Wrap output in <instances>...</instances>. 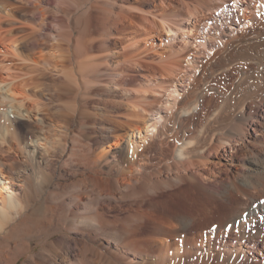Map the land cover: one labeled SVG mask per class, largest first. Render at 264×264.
Segmentation results:
<instances>
[{
    "label": "rangeland",
    "instance_id": "obj_1",
    "mask_svg": "<svg viewBox=\"0 0 264 264\" xmlns=\"http://www.w3.org/2000/svg\"><path fill=\"white\" fill-rule=\"evenodd\" d=\"M4 1L2 2L4 4L0 3V6L4 8L3 14H7L3 23L5 28L7 27V32L4 34L8 40H4L6 42L0 40V49L4 52L6 49H11V46H16L11 43L12 40L18 39L17 45H19V51L21 50L20 54L23 53L24 58L29 61L23 60L22 62L20 56H11L14 54L3 55L4 57L0 54V58L4 59L6 63L11 64L12 62L11 65L14 68H24L23 71L25 70L26 74H23L24 77L21 76L19 80L25 77L29 78L31 75L34 77L29 89H34L33 98L35 99L31 102L26 101L31 107L28 117L25 116V107L16 108V104L14 108H11L13 111L10 109L9 115L0 116V167L5 169L2 180L5 178L6 182L12 180L10 185L13 186L16 195L24 201L29 199V206H22V208L11 211L9 219L11 226L8 223L7 232L0 233V264H78L82 250L85 248L84 240L89 237L85 231L77 230L75 233V229L67 228L70 221L68 218H71L72 209L78 204L76 202H79L82 209V205L98 193V190L94 192L92 189H100L98 184L94 185L86 178L91 175L101 176L107 182L119 177H129L131 169L140 170L137 173L139 177H143V175L153 177V172L163 170L160 176L162 179L168 180L169 183L159 190L147 191L149 201L152 200L153 202L154 200V203H158L160 200V202L155 205L158 206L157 208L153 207L156 210L152 208L150 216L144 218L145 223L147 222L146 226L137 231L139 233L137 234L138 238L141 243L143 242L144 247L137 243L133 251L127 248L118 251L116 244L99 238L94 240L92 245L102 254L97 255L88 251V255L92 256L95 264H109L111 261L122 262V264L261 263L260 260L263 258L264 251L261 253L257 248L253 250L252 247H246L244 243L235 241L225 246L208 248L207 251L205 249V253L208 254V251L212 253L210 258L207 255L199 256V250L196 253L193 252L194 247L190 245L189 249H186L187 246L183 249L180 244H177L176 247L183 249V252L174 253L170 259L168 257L166 259L165 253L156 250V245L163 244L162 240L167 238L164 231L168 230L170 226L173 227H170L171 230L174 229L170 233L174 234L168 238L173 239L171 236L176 234L173 241L178 243L182 240V236L193 233V231H185L183 224L178 222L181 218H183L181 221H185L186 218L188 221V217H179V220H177L178 217H174L179 214L177 212L180 206L177 198L178 191L181 190L185 198L189 195L187 198H192V201L194 198L197 199H195L196 201L206 199L205 193L197 192L195 194L193 188L188 187L190 181L184 176L187 172L205 174V183L212 184L219 191L220 194L217 198L218 200L221 199L222 203L218 200L213 203L217 215H224L229 209L236 206L240 207L241 210L245 208L253 210L264 195L260 188V173L261 169L264 168V113L261 111L264 108V101L260 104V98L262 95L264 96V83L262 85L259 80L260 74L264 73V68L260 66L258 61L260 56L256 55V52L253 54L246 49L254 41L264 43V10L262 9L264 8V1L246 0L251 8L254 4L257 6L255 9L260 10V12L255 10L256 13L253 14L251 8L245 11V2H239V0H166V4L161 3V0H128L125 2L123 0H67L69 14L65 17L59 11L60 0H54L51 5L46 3L41 5L47 9L45 19L35 12L33 5L29 4L27 0ZM114 3L127 4L129 10L124 11V14H127L126 17L130 19L129 21L135 23L129 30V36H124L122 39L118 37L117 30H113L112 34L100 33L99 30L101 29L92 27L95 21L91 22L92 29L85 32L84 37L87 39L89 37L88 41L93 45L91 53L94 56L91 54L88 60L79 62L80 59L74 55L73 64L70 65L74 67L73 71L80 75L77 77L80 78L79 80L73 81L69 76L63 74L64 71L60 73L61 71L52 68V62L49 63V61L38 64V66L33 65L42 58L41 49L51 53L54 51V44L58 41L60 44L62 43L61 49L67 51L70 47V51L77 54L78 46L75 48L76 44L75 46L73 44L76 36L81 33L85 21L82 13L85 16V9H89L90 6L95 7L97 4L98 6H106L108 4V7H113ZM115 9L118 10L117 7ZM245 12L248 16H255L254 23H258L251 25V27L246 26L247 24L244 25ZM62 18L64 19L62 20ZM165 20L171 21L173 28L177 30L174 29L170 32L161 30L158 23ZM190 20L198 22L197 28H194L193 31L186 32V29L184 31V29L178 28L180 26L186 27V23H189ZM78 22L80 23L78 24ZM19 27H21L19 29L21 32L18 31ZM233 31H236L237 36L231 34ZM87 34H89L88 37ZM102 34L103 36H101ZM205 39L208 47L201 43ZM62 41L66 44H63ZM26 44L30 49L24 47ZM63 50L61 54L65 57L68 52ZM126 56H131L133 61L137 60L140 66L134 65L132 68L126 66V71H122L121 68L122 79L120 77L117 80V75H113L114 69L112 70V68L121 63ZM184 56L191 57L195 64L189 67V71L186 68V70H182L183 72L178 69H175L176 71L173 69L174 72H171L168 65L170 61L183 59ZM10 57L13 59L12 61L9 60ZM161 64L163 67L160 66ZM6 72L2 70L0 77L4 78L5 76L6 79H9L8 72ZM175 73L178 75L177 77ZM192 73L194 74L193 77L191 76ZM68 78L69 81L66 80ZM2 86L5 87L6 84ZM169 86L172 89L178 87L180 93H183L184 88L186 89L183 96L176 98L177 108L172 107V101L175 98H172L166 89ZM64 87L66 90L72 91V93L70 92L71 98L69 97V99L63 94L60 100L56 96L52 99L53 90L55 92V90L64 89ZM3 92L6 93L5 89ZM244 102L247 105L245 110L242 109ZM27 103L25 106H29ZM104 103L110 106L109 113L105 112L108 115L106 118H102L98 114L99 108L105 107ZM59 108L62 112L58 115ZM83 108L87 109L86 112L90 116L88 117L86 114V120L81 123L77 113ZM180 108L181 111L182 109L185 110L186 114L179 112ZM15 109H18L19 112ZM42 109L48 110L42 111ZM92 111H96L97 114ZM91 112L95 117L94 115L91 117L89 114ZM173 114L174 116H172ZM15 117L19 118V121H14ZM162 117H166L169 121L170 126L168 128L171 127L172 129L168 130L169 135L162 133L165 131L163 128L159 132L150 128L153 127L151 124L156 119L160 118L158 122H162ZM137 125L140 126L142 132L140 136L134 138L136 140L135 148L138 152L142 151L140 153L142 155L135 161L136 164H131L133 161L130 159L132 149L129 143V135L139 127ZM81 127L82 129H80ZM148 129L151 130L148 131ZM200 133L207 135L205 136V144L201 143V146L206 148L204 155L195 156V160H198L187 172H178L176 168L177 159L175 160L174 157L176 142L180 144L184 139L188 140L192 137L196 139L197 136L200 137ZM166 135L170 138V143L162 146L160 144L162 140H166ZM80 145H89L97 154L102 151L107 153L106 159L98 162L96 169L100 172L95 173L96 171L90 170V167L80 166L81 164L74 160L76 157L74 151ZM70 156H73V159ZM121 168H125L128 172L126 175L118 177L117 172L121 171ZM202 168L204 169L202 170ZM80 170L87 172H83L84 174L77 172ZM75 171L77 174H74ZM8 176L14 178H8ZM79 177L83 182L76 184ZM232 182H237L240 189H236ZM130 187L132 186L122 187L121 191H116V195L131 194ZM186 188L189 190L187 191ZM228 189L231 191L230 193ZM104 191L109 192V189L105 187ZM78 197H82V199H78ZM132 197V199L127 197L122 198L120 202L118 201L121 207H117V202L114 200L107 203L106 206L109 205L111 208L109 214L124 213L129 204L128 208L136 207L135 198ZM160 217L163 218V221L171 218L177 221L172 224L169 223V225V221H165L167 223V225L165 224L166 229L162 225L164 230L160 231L162 227H158L160 230L157 231L153 225L162 222ZM216 220L214 218L212 221L205 220L203 226H209L208 224ZM177 223H180V226H177ZM27 230L29 231L27 232ZM159 231L163 234L161 235ZM152 234L156 235L152 236ZM63 236L66 238L65 241L58 245L57 241ZM75 240H77L76 243ZM28 243L30 246L28 252L23 254L17 262H14L15 257L13 256L16 254L13 251L16 250V253L23 251ZM18 246L23 249L19 247L21 250H18ZM238 257L243 258V260L236 261ZM244 258H246L245 261ZM207 260L211 261L208 262ZM79 264L81 263L79 262Z\"/></svg>",
    "mask_w": 264,
    "mask_h": 264
},
{
    "label": "bare ground",
    "instance_id": "obj_2",
    "mask_svg": "<svg viewBox=\"0 0 264 264\" xmlns=\"http://www.w3.org/2000/svg\"><path fill=\"white\" fill-rule=\"evenodd\" d=\"M4 1V0H3ZM2 0H0V3L3 2ZM29 2V4H32L35 9V12L37 14H40L41 17L43 19H45V15H46V12H47V9L42 7V3H46L48 5H51L52 3H54V0H27ZM124 2L125 1H128V0H123ZM122 1V2H123ZM166 0H161V3H165ZM262 2L264 0H261ZM67 0H60V9L59 11L60 14L62 13V15H68L69 14V6L66 4ZM239 2H245V5H244V9L245 11H247V9L251 8L249 6V3L246 1V0H239ZM258 2V1H257ZM5 3V1H4ZM2 3V4H4ZM107 3V1H106ZM111 3V2H110ZM160 3V4H161ZM77 4V3H76ZM130 4V3H129ZM158 4V3H157ZM166 4V3H165ZM108 5V4H107ZM106 5V6H107ZM132 6V4H130ZM106 6H90L89 9H85V16L84 14L82 13L85 21H84V24H83V27H82V30H81V33L76 36V39L74 40V44L73 46H75L76 44V47L78 46V51H77V54L76 52H72L70 51V47H68L67 51L68 54L63 57L62 54H61V51L63 49H61V44L59 43L60 41H58L56 44H54V51L49 53V51L47 52L45 49H41L40 51V54L42 56V58H40L35 64V66H38V64H42V63H48L47 61L52 62V68L58 70V71H61L60 73H62L63 71V74H66L67 76H69L73 81L77 80L78 76L80 75H77L76 72L73 71V68L74 67H71L70 65L73 64V56L75 55L76 58L80 59L78 60L79 62H84V60H88L90 57H91V48H92V43L90 41H88L89 37L88 35L90 34H87V38L84 37V33L87 32V31H90L92 28H91V22L94 20L95 22L94 23V26H92L93 28L94 27H97L98 29H101L99 30L100 33H108V34H112V31L113 30H117L118 32V37L119 38H122L124 36L128 37V33L130 32L129 30L132 29L133 25H134V21H129L130 19H127L128 17H126L127 14H124V11H127L129 10L128 7H127V4L125 3H120V5L118 3H114L113 7L110 6V7H106ZM130 6V8H131ZM75 7V6H74ZM118 8V10H116L115 8ZM257 6L253 4V8H251V12L254 14L256 13L258 10H256ZM259 8H262V7H259ZM3 6H0V40L3 42L4 40H6V35L4 34L5 32H7V27L5 28V25L3 23L4 19L6 18L7 14H3ZM7 9V8H6ZM137 9V8H136ZM139 9V8H138ZM253 9V10H252ZM264 10V8H262ZM33 10V9H32ZM132 10V9H131ZM217 10V9H215ZM256 10V12H255ZM96 11V12H95ZM7 12V11H6ZM95 12V13H93ZM129 12V11H128ZM143 12V11H142ZM260 12V10H259ZM34 14V13H33ZM71 14V12H70ZM201 14V13H200ZM244 17H245V21L243 22L244 25L248 26V27H251V25L253 24H257V23H254L255 21V16H248L246 15V12L244 13ZM63 16V17H64ZM143 16V15H142ZM243 16V15H242ZM10 17V16H8ZM62 17V16H61ZM66 17V16H65ZM82 17V16H80ZM130 17V16H129ZM263 17V16H262ZM132 18V17H131ZM143 18V17H142ZM150 18V17H149ZM154 18V17H153ZM61 19V18H60ZM64 18H62L63 20ZM81 19V18H79ZM134 19V18H133ZM163 19V18H162ZM165 19V18H164ZM264 19V18H263ZM75 20V19H74ZM136 20V19H135ZM150 20V19H149ZM159 20V19H158ZM169 20V19H168ZM168 20H165L163 22H159V27L161 30H163L164 32H170L171 30L173 31L175 28H173V25L171 24L172 22L171 21H168ZM6 21V20H5ZM9 21V20H8ZM14 21H16L14 19ZM61 21V20H60ZM243 21V20H242ZM12 22V21H11ZM62 22V21H61ZM66 22V21H65ZM81 22V21H80ZM78 22V24L80 23ZM264 22V21H263ZM19 23V22H18ZM174 23V22H173ZM180 23V22H179ZM197 21L196 22H193L192 20H190L189 23H186V27L184 26H180L178 28H181V29H186V32L187 31H193L194 28H197ZM10 24V23H8ZM145 24V23H144ZM23 25V24H22ZM138 25V23H137ZM137 25H135L136 27H138ZM142 25V24H140ZM175 25V24H174ZM21 26V25H20ZM76 26V25H75ZM82 26V24H81ZM134 26V27H135ZM145 26V25H144ZM11 27V26H10ZM23 27V26H22ZM62 27V25H61ZM9 28V27H8ZM21 27L18 28V31H20ZM64 28V27H63ZM139 28V27H138ZM10 29V28H9ZM8 29V30H9ZM23 29V28H22ZM72 29V28H71ZM90 29V30H89ZM136 29V28H135ZM159 29V28H158ZM25 30V29H24ZM177 30V29H175ZM179 30V29H178ZM198 30V29H197ZM73 31V30H71ZM98 31V30H97ZM246 31V30H245ZM21 32V31H20ZM18 32V33H20ZM248 32V31H247ZM259 32V31H258ZM261 32V31H260ZM232 35L234 36H237L236 35V31H233L231 32ZM238 34V33H237ZM261 34V33H260ZM94 35V34H92ZM96 35V34H95ZM106 35V34H105ZM252 35V34H251ZM14 36V35H13ZM103 36V34L101 35ZM116 36V34H115ZM256 36V35H255ZM93 37V36H92ZM114 37V36H113ZM131 37V36H130ZM253 37V35H252ZM70 38V37H69ZM238 38V37H237ZM240 38V37H239ZM123 39V38H122ZM8 40V39H7ZM18 39H13L11 43H14L16 46H11V49H6V51H1L0 49V54L3 55H8V54H14V55H11V56H20L19 58H21L22 62L23 60H28L26 58H24V54H20V51H19V45L18 42H17ZM64 40V38H63ZM70 40V39H69ZM73 40V39H72ZM93 40V39H92ZM255 40V39H254ZM259 40V39H258ZM0 41V42H1ZM11 41V40H10ZM56 41V40H55ZM264 41V40H263ZM6 42V41H4ZM9 42V41H8ZM33 42V41H32ZM63 42V41H62ZM72 42V41H71ZM70 42V43H71ZM103 42V41H102ZM206 39L201 41L202 44H204L205 46L206 45ZM240 42V41H239ZM259 42V41H258ZM10 43V42H9ZM31 43V42H30ZM59 43V44H58ZM69 43V42H68ZM226 43V42H225ZM224 43V44H225ZM228 43V41H227ZM250 43V42H248ZM3 44V43H2ZM24 44V43H23ZM63 44H66L65 42H63ZM99 44V43H98ZM129 44H132V43H129ZM135 44V43H134ZM25 45V44H24ZM69 45V44H68ZM102 45V43H101ZM248 45V44H247ZM40 46V45H39ZM71 46V45H69ZM135 46V45H134ZM228 46V45H227ZM244 46V45H243ZM5 47V46H4ZM26 49H30L29 46H24ZM48 47V46H47ZM64 47V45H63ZM132 47V46H131ZM208 47V46H207ZM242 47V46H240ZM56 48V49H55ZM66 48V47H64ZM73 48V47H72ZM215 48V47H214ZM213 48V49H214ZM48 49V48H47ZM103 49V48H102ZM107 49V47H106ZM247 50H249L250 52H252L253 54H255L254 52H256V55H259L260 58L258 59L259 63H260V66H262V68H264V43H257V41H254L253 43L249 44V46L246 47ZM50 50V49H49ZM63 50V51H64ZM216 50V49H215ZM211 51V50H210ZM214 51V50H213ZM64 52V53H66ZM72 52V53H71ZM105 52V51H104ZM103 53V52H102ZM108 53V52H107ZM207 53V52H206ZM210 53V52H209ZM247 53V52H246ZM242 54V53H241ZM93 55V54H92ZM137 55V54H136ZM208 55V54H206ZM94 56V55H93ZM100 56V55H98ZM119 56V55H118ZM191 56V55H190ZM251 56V54H250ZM4 57V56H3ZM6 58V57H5ZM132 57L131 56H126V58L124 60L121 61V63L117 64L116 66H114L112 68L113 70V75H117L119 77L116 76L117 80L121 77V75L123 74V72H121V68H122V71H126L127 67L128 66L129 68L134 65H139L140 63L136 61H133L131 59ZM255 58V57H254ZM15 59V58H14ZM100 59V58H99ZM135 59V58H134ZM143 59V58H142ZM9 60H13L11 57L9 58ZM169 60V59H168ZM29 61V60H28ZM26 61V62H28ZM35 61V60H33ZM91 61V60H90ZM88 61V62H90ZM93 61V59H92ZM91 61V62H92ZM104 61V59H103ZM133 61V62H132ZM26 62H24L26 64ZM77 62V61H76ZM97 62V61H96ZM95 62V63H96ZM105 62V61H104ZM108 62H106L107 64ZM143 63V62H142ZM145 63H147V61H145ZM144 63V64H145ZM12 64V62H11ZM11 64L9 63H6L4 62V59H1L0 58V72L2 70H5L8 72V76L11 78L9 79H6L5 76L4 78L0 77V116H6V115H9V111H11L12 109L11 108H14L15 107V104L17 105L16 108H24L25 107V110H26V114L25 116H30L29 115V111L31 109L30 107V104H28L26 101L28 102H31L33 101V93H35L34 89H29L30 85H32L33 83V79L34 77H25V78H21L20 77H24L23 74H26V72L23 71V67L22 69H17V68H14V66H12ZM31 64V63H29ZM159 64V63H158ZM194 61L193 59H191V57L189 56H184L183 59L180 58V60H172L170 61V63L168 64L170 66V70L171 72L173 71V69H178L180 71H182L183 69L186 70L187 68V71H189V67L190 66H193ZM90 65V64H89ZM93 65V64H92ZM108 65V64H107ZM149 65V64H148ZM167 65V66H168ZM87 66V65H86ZM140 66V65H139ZM162 66V64L160 65ZM27 67V66H26ZM76 67V66H75ZM154 67V66H153ZM157 67V65H156ZM163 67V66H162ZM165 67V66H164ZM88 68V67H87ZM108 68V67H107ZM172 68V69H171ZM53 69V70H54ZM83 69V67H82ZM158 69V68H157ZM261 69V67H260ZM75 70V69H74ZM86 70V69H85ZM177 70V71H178ZM264 70V69H263ZM82 71V70H81ZM166 71V70H165ZM176 71V70H175ZM6 72V73H7ZM80 72V71H79ZM174 72V71H173ZM183 72V71H182ZM3 73V72H2ZM59 73V72H58ZM59 73V74H60ZM111 74V73H110ZM174 74V73H173ZM176 74V73H175ZM256 74V73H255ZM66 75L64 77H66ZM171 75V73H170ZM187 75V74H186ZM193 73H192V77H193ZM7 76V75H6ZM82 76V75H81ZM175 76V75H173ZM178 75L176 74V77ZM180 76V75H179ZM115 77V76H113ZM264 73H261L260 74V82L264 83ZM80 79V78H79ZM78 79V80H79ZM84 79H85V76H84ZM122 79V77H121ZM17 80H19V82H17ZM64 80V79H63ZM66 80H70L69 78L66 79ZM71 80V81H72ZM35 82V81H34ZM74 83V82H73ZM77 83V81H76ZM75 83V84H76ZM6 84L5 87H3L2 85ZM170 84V83H169ZM249 84V83H248ZM68 85V84H67ZM78 85V84H76ZM80 85V84H79ZM172 85V84H171ZM250 85V84H249ZM34 86V85H33ZM37 86V85H36ZM73 86V85H72ZM82 86V85H81ZM121 86V85H119ZM35 87V86H34ZM263 87V86H262ZM3 89H5V92H3ZM38 89V87H37ZM65 89V87H64ZM64 89H57L53 90V93L52 94V99L56 96L58 98V100H60L63 96V94L65 95V97H70V92L72 93V91L70 90H64ZM77 89V87H76ZM79 89V87H78ZM123 89V88H122ZM166 89L168 90V92L170 93L171 97L172 98H175L173 101H172V107L173 108H177V99L176 98H179L181 96H183L186 91V89L184 88L183 89V93H180L179 90H178V87L176 88H173L171 86L169 87H166ZM173 90V91H172ZM115 91V89H114ZM50 92V91H49ZM113 93V92H112ZM49 95V94H48ZM90 95V94H88ZM115 95V94H114ZM35 96V95H34ZM50 96V95H49ZM73 97V96H72ZM56 98V100H57ZM71 98V97H70ZM69 98V99H70ZM75 98V97H74ZM83 98V97H82ZM76 99V98H75ZM84 99V98H83ZM182 99V98H181ZM66 100V99H64ZM86 100V99H85ZM260 104L263 103L264 101V96L262 95L261 98H260ZM36 101V100H35ZM62 101V100H61ZM71 101V100H70ZM82 101V100H81ZM83 102V101H82ZM256 102V101H255ZM27 103V105L29 106H25ZM80 103V102H79ZM86 104V102H84ZM193 103V102H192ZM254 103V102H253ZM35 104V103H34ZM106 103H104L105 105ZM259 104V103H258ZM89 105V104H88ZM87 105V106H88ZM128 105V104H127ZM134 105V104H132ZM135 106V105H134ZM139 106V105H138ZM149 106V105H148ZM236 106V105H235ZM86 108V106H84ZM100 107V106H99ZM150 107V106H149ZM232 107V106H231ZM245 107H247V105L245 104V102L243 103V106H242V109L245 110ZM81 109L80 111H78L77 113V117L80 119L81 123H83L86 119V114L88 115V112H86L87 109ZM95 108V107H94ZM97 108V107H96ZM110 106H107L105 105V107H100L99 108V111H98V114L102 117V118H106L108 115L105 114V112L107 111L109 113V109ZM129 108V107H128ZM132 108V107H131ZM143 108V107H141ZM11 109V110H10ZM119 109V108H118ZM170 109V108H169ZM228 109V108H227ZM237 109V108H236ZM18 111V109H15V111ZM20 110V109H19ZM44 110H48V109H42V111ZM98 110V109H97ZM145 110V109H144ZM13 111V110H12ZM111 111V110H110ZM135 111V110H134ZM233 111V110H232ZM263 113H264V108H262ZM19 112V111H18ZM16 112V113H18ZM47 112V111H46ZM49 112V111H48ZM62 110L59 108V110L57 111V114L59 115V113H61ZM92 112H95V114H97L96 111H92ZM91 114V117L94 115V114ZM179 112H181L182 114H186V111L182 109L181 111V108L179 110ZM44 113V112H43ZM20 114H21V111H20ZM18 114V115H20ZM47 114V113H46ZM44 114V115H46ZM49 114V113H48ZM112 114V113H111ZM110 114V115H111ZM229 114V112H228ZM23 115V114H22ZM132 115V114H131ZM73 116V115H72ZM90 115H88L89 117ZM134 116V115H133ZM174 116V114L172 115ZM264 116V114H263ZM75 117V115H74ZM95 117V115H94ZM168 117V116H167ZM21 118V117H20ZM97 118V117H96ZM19 118H14L13 120L16 121L18 120ZM109 119V118H108ZM112 119V117H111ZM116 119V118H115ZM163 121L162 122H158L160 120L159 119H156L155 122L153 124H151V126L153 127H150L151 129H156L158 132L160 131L161 128H163L165 131H162V133L164 134H168V130H172L171 127L168 128L170 125H169V121L166 117H162ZM170 119V118H169ZM22 120V119H21ZM96 120V119H95ZM19 121V120H18ZM65 121V120H64ZM63 121V122H64ZM59 122V121H58ZM61 123V122H60ZM71 123V122H70ZM119 123V122H118ZM62 125V124H61ZM83 125V124H81ZM80 126V125H79ZM84 126V125H83ZM139 126V125H137ZM172 126V125H171ZM62 127V126H61ZM67 127V126H66ZM76 128V127H75ZM69 129V128H68ZM67 129V130H68ZM82 129V127L80 128ZM79 129V130H80ZM151 129H148V131H150ZM66 130V129H64ZM66 130V131H67ZM136 131V133H135ZM205 131V130H204ZM203 131V132H204ZM65 132V131H64ZM142 130L139 127H137L133 133H131L129 135V143L131 145V149H132V153H131V156H130V159L133 161L131 162V164H136V160L139 158L141 152H138L136 150V146H135V143H136V140L134 139L135 137L137 136H140ZM200 132V131H199ZM202 132V131H201ZM207 133V132H206ZM204 133V134H206ZM201 134V133H200ZM169 135V134H168ZM179 135V134H178ZM195 135V134H194ZM196 135L199 136V134L196 133ZM195 135V136H196ZM213 135V134H212ZM152 136V135H151ZM196 139H194V137H192L191 139H188V140H183L181 139L182 142H180V144H177L176 142V145H175V149H174V157H175V160H176V168L178 170V172L180 171H185L187 172L188 169L192 166L195 165V161L198 160L196 159L195 160V156H201V155H204V152H205V149L206 148H203L201 146V143L203 144L206 139H205V136L207 135H203L201 134L200 137H198ZM202 136V137H201ZM183 138V137H182ZM165 141L162 140V143L160 145L162 146H165V145H169L170 143V138L166 135L165 136ZM199 139V140H198ZM180 141V140H178ZM173 142V141H172ZM205 144V143H204ZM205 146V145H204ZM79 147V148H78ZM75 151H74V155L76 156L74 160L77 161L78 164H81L80 166L82 165H85V167H90L89 169L90 170H94L96 171L95 173L97 172H100L99 170H97L96 168L98 167V162H100V160H104L106 159V152L102 151V152H98L95 153V151L89 146V145H80L78 146ZM75 148V147H74ZM144 152V150H143ZM210 152V151H209ZM146 154V153H145ZM164 155V154H163ZM205 156H206V153H205ZM1 157V156H0ZM72 157L73 159V156H70ZM69 157V159L71 160V158ZM200 159V157H199ZM202 159V158H201ZM206 160V159H204ZM201 161V160H200ZM203 161V159H202ZM74 162V161H73ZM198 162V161H197ZM202 163V162H201ZM206 163V162H205ZM75 164V163H74ZM204 164V163H203ZM1 165V164H0ZM167 166V165H166ZM171 166V165H170ZM197 166V165H196ZM195 166V167H196ZM201 166V165H200ZM172 168V167H171ZM171 168H168V169H171ZM102 169V168H101ZM189 169V170H190ZM196 169V168H194ZM204 168H202L203 170ZM248 169V168H247ZM166 170V169H165ZM198 170V169H197ZM138 169H131L130 170V173H129V177H124V178H120L119 176H122V175H126V169L125 168H121V171H118V177L119 178H116V179H112V180H108L106 182V180L104 181L103 178L101 176H94V175H91L90 177H87L86 179H88L91 183H93L94 185H97V186H100V189H97V188H94L92 189V191L96 192L97 190V194H95V197L92 198V199H88V201H86L83 205H82V209L80 208L79 206V202H76L78 203L73 209H72V215H71V218H68L69 215H68V219L70 220L69 221V224L67 226V228H70V229H75V233L78 231H85L88 235L89 238H85L86 240H84V244H85V248L84 250H82V253H81V257L79 259V262L81 264H95L94 261H93V258L92 256L88 255V251H91L95 254H102L99 250H97V248L92 245V242H94V240H97L99 238L101 239H104L106 241H110L111 243H114L116 244V246L118 247V251L121 250L122 248H127V249H130L133 251V249L136 247L137 243L139 244H142L141 243V240L138 238V235L139 234L137 231H140V228L143 227V226H146V223H145V217L147 216H150L151 212L150 210H152V208L157 205L158 203H154L155 201L152 200L149 201L150 199L148 198L149 194L147 195V191H150V190H159L160 188H162L163 186H165L168 182V180L166 179H162L160 174L162 175V172L163 170H158L157 172H153L154 173V176L153 177H147V176H144L143 177H139L137 175L138 173ZM77 172H81L80 171H77ZM84 171L82 170L81 174L83 173ZM87 172V171H86ZM84 172V173H86ZM196 172V171H195ZM194 172V173H195ZM72 173V172H71ZM83 173V174H84ZM94 173V174H95ZM2 174L4 175L5 174V169L3 167H0V233L2 232H7V224L9 223V219H10V213L12 210L16 209V208H22V206H29L28 204V201H24L22 200L20 197H18V195H16L15 193V190L13 188L12 185H10L11 181L10 182H6V178L2 180ZM74 174H77L76 171ZM80 174V173H79ZM92 174V173H91ZM152 174V172H151ZM167 174V173H166ZM261 178H260V188L263 190L262 192L264 193V168L261 169ZM100 175V174H99ZM250 175V174H249ZM75 176V175H74ZM141 176H142V173H141ZM150 176V175H149ZM152 176V175H151ZM179 176V175H178ZM183 176V174H182ZM185 179H188L190 182H189V188L192 189L193 188V192L196 194L197 192H203L206 194V199H204L203 201H196L197 199L194 198V201H192L190 198H185L180 191H178L177 193V198H178V201H179V209H178V213L177 214L175 211V213L177 215H175L174 217H178L177 220H179V217H188V221L185 219V221H181L183 218H181V220H179L178 222H181L183 224V227H185V231L186 230H189V231H193V233L191 235H187L185 234L184 236H182V240L178 243V242H175L173 241L174 237L176 236L173 235V237L171 236V238L173 239H169L170 238V235L174 234V233H170L171 231V228H173L172 226L168 227V231L166 229L167 226H165V224L167 225V221L168 222V225L169 223L172 224L173 222H176L174 221L175 219H167L163 221V218L162 219V222L160 221L159 223H156L153 225L154 228H157L156 230L158 231V227H162V225L165 226V230L164 234L167 235V238H164L162 240L163 244L161 245H156V250H161L163 253H165V257L167 259V257L170 259L172 257V254L174 253H178V252H183V249L186 247V249H189V245L194 247L193 249V252L196 253V251H198L199 253V256H203V255H207L208 257L210 255H212V253L208 251V254L205 253V249L207 251L208 248H211V247H214V246H225L227 245L228 243H232V242H238V243H244L246 245V247H249V248H253V250H257L260 251L262 253V251H264V195L261 197L262 199L259 200V203L254 207V209L250 210L249 208H245L243 210L240 209V207H233L232 209H229V211H227V213H225L224 215H217L216 212L214 211V206H213V203L214 201L218 200L217 197L219 193L218 190H216L214 188V186H212V184H208V183H205V174L203 173H195V174H190V173H185ZM169 177V176H168ZM181 177V176H180ZM8 178H14L12 176H8ZM174 178V177H173ZM179 178V177H178ZM168 179V178H167ZM171 179V178H170ZM180 179V178H179ZM84 180V179H83ZM226 180V179H225ZM235 180V179H234ZM257 180V179H256ZM82 181V179L77 178V182L76 184L80 183ZM83 182V181H82ZM81 182V183H82ZM88 182V181H87ZM108 184H106V183ZM225 182V181H224ZM222 182V183H224ZM233 183V186L236 188V189H240V186H238V183L237 182H232ZM217 185V184H216ZM224 185V184H222ZM128 187V186H132L130 187L132 190L130 193L131 194H122L120 197L117 196V190L118 191H121V188L122 187ZM179 186V185H178ZM219 186V185H218ZM227 186V185H226ZM107 187V189H109V192H106L104 191V188ZM171 187V186H170ZM174 187V186H173ZM247 187V186H246ZM80 188V187H79ZM165 188V187H164ZM229 188V187H228ZM220 190V188H218ZM169 190V189H168ZM179 190V189H178ZM187 190V188H186ZM189 190V189H188ZM187 190V191H188ZM200 190V191H199ZM88 191V190H87ZM167 191V190H166ZM221 191V190H220ZM227 191V190H226ZM229 193L231 192L229 189H228ZM227 191V192H228ZM236 191V190H235ZM253 191V190H252ZM53 192V190H52ZM158 192V191H157ZM184 192V191H183ZM149 193V192H148ZM228 193V195H229ZM252 193V192H251ZM31 194H36V193H31ZM52 194V193H51ZM167 194V193H166ZM235 194V193H234ZM76 195V194H75ZM91 195V194H89ZM158 195V194H157ZM227 195V196H228ZM33 196V195H31ZM29 196V197H31ZM88 196V195H87ZM132 196H134L135 198V206L134 208H128L129 206L125 209L126 211L124 213H120V212H116L115 214L112 213L113 215L109 214V211L111 210V208L109 207V205L106 206L107 203H110L111 201H116V205L117 207H121V204L118 203V201L120 202L122 200V198H133ZM161 196V195H160ZM205 196V195H204ZM236 196V195H235ZM244 196V195H243ZM261 196V195H260ZM34 197V196H33ZM74 197V196H73ZM83 197V196H82ZM82 197H78V199H82ZM170 197V196H169ZM196 197V196H195ZM226 197V196H225ZM247 197V196H246ZM243 198V197H242ZM119 199V200H118ZM168 199V198H167ZM196 199V200H195ZM252 199V198H251ZM254 200L256 198H253ZM124 200V199H123ZM126 200V199H125ZM175 200V198H174ZM173 200V201H174ZM157 201V200H156ZM162 201V200H161ZM172 201V200H171ZM133 202V201H132ZM131 202V203H132ZM168 202V201H167ZM218 202L222 203L221 199L218 200ZM256 202V201H255ZM134 203V202H133ZM166 204V203H164ZM177 204V203H176ZM224 204V203H223ZM57 205V204H56ZM60 205V204H59ZM102 205V206H101ZM134 205V204H133ZM133 205H131L133 207ZM144 205H147L146 207ZM168 205V204H167ZM70 206V205H69ZM163 206V205H162ZM161 206V207H162ZM216 206V205H215ZM50 207V206H49ZM48 207V208H49ZM156 208L158 206H155ZM165 207V206H164ZM218 207V206H217ZM248 207V206H247ZM24 208V207H23ZM53 208V207H52ZM163 208V207H162ZM169 208V207H168ZM167 208V209H168ZM244 208V206H243ZM122 209V208H121ZM154 209V208H153ZM170 209H172L170 207ZM175 209V208H174ZM17 210V209H16ZM37 210V209H36ZM58 210V209H57ZM70 210V208H69ZM114 210V209H113ZM156 210V209H154ZM162 211V210H161ZM20 212V211H19ZM17 212V213H19ZM38 212V211H37ZM62 212V211H61ZM71 212V211H70ZM69 212V213H70ZM171 212V211H170ZM57 213V211H56ZM30 214V213H29ZM28 214V215H29ZM36 214V213H35ZM59 214V213H58ZM153 214V213H152ZM167 214V213H166ZM170 214V213H168ZM216 214V216H214ZM163 215V214H162ZM173 215V214H172ZM171 215V216H172ZM21 216V214H20ZM34 216V215H33ZM158 216V215H157ZM156 216V217H157ZM165 216V215H164ZM170 216V217H171ZM226 216V217H225ZM30 217L31 214H30ZM163 217V216H162ZM173 217V216H172ZM184 217V218H185ZM152 218V217H151ZM167 218V217H166ZM164 218V219H166ZM212 218L214 219H217L216 221L208 224L209 226H203V223L205 220H208V221H212ZM25 219H27V217H25ZM154 219V218H153ZM24 220V219H22ZM28 220V219H27ZM149 221V219H148ZM155 221V220H154ZM166 221V222H165ZM26 222V221H25ZM68 222V220H67ZM157 222V221H156ZM29 223V222H28ZM34 223V222H33ZM196 223V225H194ZM206 223V222H205ZM208 223V222H207ZM10 224V223H9ZM37 224V223H36ZM40 224V223H39ZM180 224V223H179ZM177 223V226L179 225ZM201 225V226H200ZM11 226V224H10ZM174 226V225H173ZM180 226V225H179ZM197 226V227H196ZM163 228V227H162ZM164 230V228L162 229ZM10 229V228H9ZM139 229V230H138ZM178 229V228H177ZM25 230V229H24ZM23 230V231H24ZM176 230V228H175ZM181 230V229H180ZM29 230H27L28 232ZM159 231V233L161 234V232ZM179 231V229L177 230ZM70 232V231H69ZM84 232V233H85ZM155 232V230H154ZM21 233H23L21 231ZM81 233V232H80ZM79 233V234H80ZM158 233V232H157ZM156 233V234H157ZM176 233V232H175ZM179 233V232H178ZM184 233V232H183ZM5 234V233H4ZM83 234V232H82ZM156 234H152L153 235H156ZM163 234V233H162ZM161 234V235H162ZM23 235V234H22ZM159 235V234H157ZM182 235V234H181ZM141 236V234H140ZM149 236V235H148ZM165 236V235H163ZM169 236V238H168ZM143 237V236H141ZM155 237V236H154ZM160 237V236H159ZM166 237V236H165ZM221 237H224V239H221ZM156 238V237H155ZM162 238V237H161ZM20 239V238H19ZM65 237H61L58 241H57V244L60 245L62 244L64 241H65ZM145 240V239H144ZM155 240V239H153ZM152 240V241H153ZM18 241V240H17ZM20 241V240H19ZM156 241V240H155ZM154 241V242H155ZM77 242V240H75V243ZM161 243V242H160ZM145 244V243H144ZM177 244L180 246L183 247V249H180V247H176ZM218 244V245H217ZM25 245V244H24ZM56 245V244H55ZM74 245V244H73ZM143 245V244H142ZM17 247V246H16ZM15 247V249H16ZM18 246V250L22 247ZM84 247V246H83ZM142 247V246H141ZM144 247V245H143ZM30 246H29V243L28 245L25 247V249H23V251H20L16 253V250L13 251V253H15L16 255H14L13 257L14 258V262H17L18 259L23 255L25 254L26 252H28ZM149 248V247H148ZM21 250V249H20ZM252 250V249H251ZM201 251V252H200ZM155 254V253H154ZM193 254V253H192ZM102 257V256H101ZM210 258V257H209ZM13 259V258H12ZM213 259V258H212ZM211 259V260H212ZM106 260V259H105ZM210 260V261H211ZM240 260H243V258H236V261H240ZM246 260V258H244V261ZM132 261V260H131ZM208 261V260H207ZM208 261V262H210ZM78 262V264H79ZM109 262V261H108ZM203 262V261H202ZM201 262V263H202ZM206 262V260H205ZM261 263L259 264H264V255H263V258L260 260ZM71 264V263H69ZM72 264H76V263H72ZM109 264H122V262H113L111 261ZM207 264V263H206Z\"/></svg>",
    "mask_w": 264,
    "mask_h": 264
}]
</instances>
